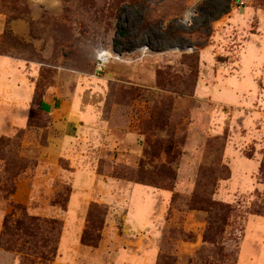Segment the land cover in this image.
<instances>
[{
    "label": "rangeland",
    "instance_id": "obj_1",
    "mask_svg": "<svg viewBox=\"0 0 264 264\" xmlns=\"http://www.w3.org/2000/svg\"><path fill=\"white\" fill-rule=\"evenodd\" d=\"M4 57L0 264H264V0H0Z\"/></svg>",
    "mask_w": 264,
    "mask_h": 264
},
{
    "label": "crops",
    "instance_id": "obj_2",
    "mask_svg": "<svg viewBox=\"0 0 264 264\" xmlns=\"http://www.w3.org/2000/svg\"><path fill=\"white\" fill-rule=\"evenodd\" d=\"M15 65L9 58H0V124H22L26 121L29 108L33 104V88L24 82L20 69ZM52 100L51 96L44 95L40 107L49 113L64 111L67 124H77L78 120L86 117V113L79 111L86 107L84 104L61 102L55 105ZM76 111L80 112V117L75 116Z\"/></svg>",
    "mask_w": 264,
    "mask_h": 264
},
{
    "label": "trees",
    "instance_id": "obj_3",
    "mask_svg": "<svg viewBox=\"0 0 264 264\" xmlns=\"http://www.w3.org/2000/svg\"><path fill=\"white\" fill-rule=\"evenodd\" d=\"M45 222L46 225H48V228L51 232H57L59 230L58 221L56 220H45L35 217H28L27 215L24 216L23 219H17V220H11L10 217H6L4 219L3 223V236L9 231L12 230V228L20 229L27 235H33V233L30 231L31 229H40L42 224ZM41 246L44 249L42 252H40V257L43 259H49L51 255H55L56 253V247L49 242V239H45Z\"/></svg>",
    "mask_w": 264,
    "mask_h": 264
},
{
    "label": "built area",
    "instance_id": "obj_4",
    "mask_svg": "<svg viewBox=\"0 0 264 264\" xmlns=\"http://www.w3.org/2000/svg\"><path fill=\"white\" fill-rule=\"evenodd\" d=\"M109 59L108 54H106V50H99L96 54V67L97 71L101 70L103 65Z\"/></svg>",
    "mask_w": 264,
    "mask_h": 264
},
{
    "label": "bare ground",
    "instance_id": "obj_5",
    "mask_svg": "<svg viewBox=\"0 0 264 264\" xmlns=\"http://www.w3.org/2000/svg\"><path fill=\"white\" fill-rule=\"evenodd\" d=\"M189 14L185 15L183 22H187L189 20ZM187 48V47H186ZM106 54H108L109 59L112 57V54L109 53V51H106Z\"/></svg>",
    "mask_w": 264,
    "mask_h": 264
}]
</instances>
